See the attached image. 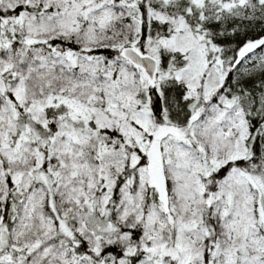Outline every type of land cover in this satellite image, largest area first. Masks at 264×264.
Segmentation results:
<instances>
[{"label":"snow or ice","instance_id":"snow-or-ice-1","mask_svg":"<svg viewBox=\"0 0 264 264\" xmlns=\"http://www.w3.org/2000/svg\"><path fill=\"white\" fill-rule=\"evenodd\" d=\"M0 264H264V0H0Z\"/></svg>","mask_w":264,"mask_h":264}]
</instances>
